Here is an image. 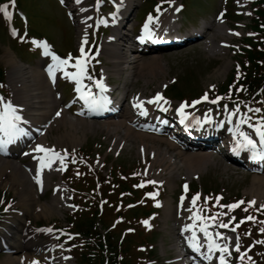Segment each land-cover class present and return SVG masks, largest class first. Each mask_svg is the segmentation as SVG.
Returning <instances> with one entry per match:
<instances>
[{
	"label": "bare ground",
	"instance_id": "obj_1",
	"mask_svg": "<svg viewBox=\"0 0 264 264\" xmlns=\"http://www.w3.org/2000/svg\"><path fill=\"white\" fill-rule=\"evenodd\" d=\"M71 1L70 11L72 13L76 12L77 43L80 48L81 44L85 46L83 40H85V33L88 32L87 20L94 15L93 5L88 6L86 4L88 0H80L78 4L75 0ZM140 1L122 0V7L128 10V7H135ZM118 2L121 3V0ZM175 16L172 10H166L149 23L150 33L143 30L140 37L147 38L149 35H156L163 38L162 32L166 31V29L174 31L172 25L176 24L177 18ZM219 22L221 20L211 21L210 26L206 27L207 30L201 31L196 43H202L210 56L224 58L228 52V48L231 46L229 41L232 35L226 32V27L224 28ZM232 32L234 35L237 33L234 30ZM130 33L131 29H128L121 36L117 34L116 30L111 31V35L104 38L97 48L100 53L106 56V60L102 59V75L104 80L109 81L110 78L113 79L115 82L113 91L125 88L123 112L117 117H110L108 119H101L100 117L90 115L72 119L68 116V110L60 108V101L56 99L57 95L53 90L61 79L67 77H65L63 70L57 69L56 78L55 80L52 79L48 73V66L52 63V59L44 66H42L43 60H38L39 62L36 65L29 68L20 61H14L5 53L4 61L13 75L10 77L11 97L9 101L17 106V111L28 121L24 124V128L31 127L32 129L40 127L36 135L38 139L37 143H34L35 146H32L28 151L29 155H31L30 164L33 165L36 159V145L43 146L44 144V146L48 147V144H46V141H48L54 149L68 146L74 147L81 144L90 135H99L103 136L105 142H108V151L115 149L135 150L139 158L147 162L144 173L158 179L157 181L167 184L171 193L176 188L173 184L178 178L180 180L181 177L191 179L194 174H204V171L210 170L222 174L226 172L239 173L243 168L249 170V173L255 171L251 176L246 193L255 203L264 204V170L248 166H237L229 158L224 160L215 156L212 150L190 148L182 145L179 139L167 136L166 130L163 127L159 130L145 129L141 124L134 122L135 118L139 119V121L155 119L153 116L155 103H148L150 98L146 95V89H150L149 86L152 82H155L156 86L158 85V79L162 76L164 70L162 71L163 66L160 65V57L155 56V54L148 56L145 53L134 54L132 52L134 57H129L131 48L127 47V42H129ZM123 64L128 65L129 69L127 71H124L125 67H122ZM72 65L74 64L68 65L67 71H76ZM228 67V63H223L220 70H226ZM67 79L70 82L76 83V81L70 78ZM96 80L85 79L86 85L97 90L98 88L95 86ZM160 92L163 94V91ZM152 93L153 91L151 90ZM135 101H144V108L147 109L146 115L141 114V109L134 107ZM201 107H203V104H199L196 108L200 109ZM0 111H2V108ZM229 114L226 113V119L224 120L229 119L232 122L237 120L236 117ZM131 118L132 120H130ZM216 123H218V119ZM221 123L229 124L226 121ZM241 126L239 125L240 130H242ZM234 130L232 127L226 130V135L233 137V139H230L232 142L236 139L233 135ZM253 130L244 131L258 140L259 137L254 135ZM5 156L9 157L4 158V156H0V185H6L7 188L15 191V194L18 196L17 206L21 210L17 215H7L3 219L4 225L0 228L2 229L0 231V242L7 244L5 247L8 248L6 252L9 254L20 253L21 255L18 258L5 257L0 264H30L29 254L39 257L48 255L46 258L51 259L54 257L51 251L55 248V245L53 243L47 245V243L35 241V231L26 227L24 217L29 218L32 215L36 218L42 215L50 216L54 214L56 207L68 205V195L65 188L60 181L53 179V176L60 172L59 165H57L58 163L53 164L45 173L44 180H42L43 184L39 190L41 194L49 187L53 189L52 197L47 200V206L43 208L37 205V201L40 200V195L35 185L37 180L31 177L32 173L28 162L19 160L20 163H23L24 167H27L28 172H26L21 170V165L18 166L13 161L18 156V152L9 151ZM37 206L38 208L36 209ZM162 212L164 221H173V235H175L176 240L184 239L186 237L185 232L187 231L184 226L186 224L193 225L196 221L194 213L190 211L186 201L176 207H172L168 201H165L162 203ZM212 226L209 225L208 231L213 235L217 243L222 246L224 237L217 236L210 229ZM200 231L199 229V232L196 231V233H200ZM203 241L202 246L206 243L208 244L205 236ZM176 244H171L172 250L177 251ZM196 252L199 253L204 262L209 264L216 260L214 255H212L213 253L220 254L219 249H213L211 253L212 258L209 260L205 259L208 251L204 248L196 250ZM175 260L178 264H183L181 256H176Z\"/></svg>",
	"mask_w": 264,
	"mask_h": 264
},
{
	"label": "rangeland",
	"instance_id": "obj_2",
	"mask_svg": "<svg viewBox=\"0 0 264 264\" xmlns=\"http://www.w3.org/2000/svg\"><path fill=\"white\" fill-rule=\"evenodd\" d=\"M66 1V0H65ZM241 1H247V0H207L208 3L204 2V0H182V2L187 3L186 8L178 15L174 16L177 18L176 24L174 25L176 28L179 24V19H189L191 22H194L197 20V18L202 15L204 18L202 20H206L209 23L211 21L216 20L215 16H219L222 13H225L224 19L221 18V22H219L224 28L226 27L225 31L228 32L230 35H232V38L230 39L229 43L231 46L228 48V52L225 55L224 58H221L219 56H210L208 52L204 49L203 44L201 43H190L187 46L178 48V49H172L167 52L162 53H156L155 56L160 57V65L163 66L162 71L164 70V73L162 76L158 79V85H155V82H152L149 86V88L153 91V93L157 91H162L163 87L165 85L169 86L175 79V84L180 91H182L187 99L196 98L198 96H202L204 93H207L211 87L213 86H219L223 83L226 75H230L235 70L237 63L242 62L244 58L238 55L239 48L242 46L241 42L245 43H251L252 39L249 37H255L261 36V33H259L258 29L255 27V23L257 25L256 15L257 12L255 11V14L251 21V15H252V9L249 10V6L247 7V10H243V13H241L239 10L238 5L236 2ZM18 2V1H17ZM107 2V1H106ZM149 2V1H148ZM179 0H176L173 2L172 5H170L166 10H172L174 6H177ZM90 3V2H89ZM152 2H149L146 4V9H153ZM19 4H21L20 8L22 10H25L26 15L29 20V27L26 28V30L23 28V22L21 20H16L17 24H20L19 26H16L17 28L24 29L27 31L32 38L40 39L42 38H50L49 43L52 45L53 49H56L57 51L61 52L63 54V57H69L67 55V51H71L72 55H80L79 48L77 47V36L75 33V24L70 21V19L67 18L66 12L69 10V5L66 3L64 4V8L60 7L56 0H19ZM254 8L256 10V4H254ZM142 7H144V2ZM105 11L104 14H107L109 10H112L111 6L106 3L105 4ZM165 10V9H164ZM6 22L2 19V15L0 12V65H2L5 69L6 73V85H7V92L8 96L7 98L11 97V87L9 79L12 75L10 72V69L6 62L4 61L5 53L10 56L14 61H21L24 65L28 66L29 68H32L37 60H40L39 57V49L34 46L30 45L26 39H21L20 37L13 38L7 31V25L4 26ZM251 24V28H250ZM22 25V26H21ZM227 26L231 27L228 28ZM187 28L182 27V31L190 30L191 26L186 25ZM237 32L235 35L233 34V31ZM108 31H106V34ZM106 34H103V32L99 33L97 43L101 41V39H104L107 37ZM247 38V39H245ZM244 39V40H243ZM257 39H255L256 41ZM259 41V40H258ZM29 44V45H28ZM13 48V50L11 49ZM148 56H151L152 54H147ZM133 56V55H132ZM154 56V57H155ZM21 59V60H20ZM102 59L106 60V56L102 55ZM223 63H228L229 67L226 70L221 71V67ZM123 67H125L124 71H127L128 65L123 64ZM102 66L100 67V69ZM239 69V68H238ZM96 70V69H95ZM98 71V70H97ZM96 71V72H97ZM93 72V71H92ZM91 76V72L89 74ZM117 76V75H116ZM142 83V82H141ZM61 87H64L65 89V95L66 97H69L70 93L66 92L68 90V85L63 86L62 79L59 82V84L55 87L56 90L60 91ZM137 89V88H136ZM150 89H146V95H149L151 93ZM157 89V90H156ZM168 87L165 88V95H168ZM62 93V90H61ZM1 97V96H0ZM6 98V97H5ZM174 98V97H172ZM171 98V99H172ZM176 98V97H175ZM174 98V99H175ZM179 98H176L175 101H178ZM173 101L177 104V102ZM216 102H210L208 104L209 110L211 109L214 114H216L218 111L220 112H228L230 111L229 107L226 105L221 104L222 106H218L217 104L220 103L217 100ZM238 115V113L236 112ZM69 116V115H68ZM240 120H242L243 115H239ZM71 117V115H70ZM73 119V117H71ZM50 136V135H49ZM48 136V139H49ZM78 147L75 149L83 147L92 146L93 147V153L91 159L89 160L86 158V163L83 162L84 167L83 170L87 172L89 169L92 168V166L89 165V163H96V166L93 165V168L96 170H102L104 173H106L107 169L113 165L117 166L118 168L123 167L124 165L128 168V171L132 170V173L138 178L137 182L142 181L144 184L148 183V181H152L151 183L154 187L159 186L157 193V197L159 200V203H157L158 209H156V212L153 215V220L149 224L148 227H151L153 229L152 233L153 236L150 238V244L153 247V257L154 259H151L149 263L152 264H178V262L175 260L176 253L174 250L171 249L172 242H176V237L173 235L174 232V223L171 220L164 221L163 218V212H162V206L161 204L163 201H168L172 207H175L177 202H179V196H187L189 203H187L188 208H190V211L193 213H197L196 211H199L201 216H206V208L201 206V209L203 210V213H201V210L198 209L199 203H195L193 205L192 203V197L195 192H199L201 198L205 199V193H208L213 201H217V197L220 198V200L227 202V203H236L240 199V201H244L243 205L238 204L237 207L229 210L226 208L225 210L219 212L217 219L221 220L222 223L228 224L233 217V222L229 224L228 229H224L225 233H222V235L226 236V242L228 244V249L232 251L236 247L237 243V237L238 231L236 232L233 229L234 223H238V219L240 217H247L249 216V212L247 208L245 207L246 203L248 201H252L249 195L246 193V189L249 186V183L251 181V176L254 173H249V170H246L243 168V170L239 173H229L226 172L224 174L222 173H216L214 170H210L205 172L204 174H194L191 179H186L185 177L179 178L175 183L173 184L176 186L174 188L173 193H171L169 187L167 184H164L162 181H157L158 179L153 178L151 176H148L144 173L145 166L147 165V162L143 161L139 158V156L136 154V151L133 149H115L112 151H108V142L104 141L103 136L99 135H90L86 139H84L81 144L77 145ZM75 149H70V151H75ZM117 152V153H115ZM25 151L22 152L20 158L15 160V162L18 163V160H25L23 157H25ZM64 153V152H63ZM62 153V154H63ZM103 154L100 156V154ZM216 156V155H215ZM103 157H106V162L102 163ZM219 157V156H217ZM226 159V158H222ZM30 160V159H28ZM14 161V160H13ZM65 163H70L69 160H65ZM71 164V163H70ZM61 167L64 169L66 167L65 164H61ZM81 168V169H82ZM23 168L21 167V170ZM80 169V170H81ZM70 170V169H69ZM71 171H74L75 174H70L73 176L74 184H78V171L79 169L73 168ZM63 174V173H62ZM83 175L82 173L80 174ZM55 180L59 181V179H62V175L55 174L53 177ZM82 178V177H81ZM95 177L93 178L94 182ZM71 180V181H72ZM132 180V179H131ZM72 181V182H73ZM136 186L139 187L137 185ZM160 183V185H159ZM185 185H187V190H185ZM64 188L66 189L67 193V200H68V206H59L55 208L54 214L50 216H39L36 218L34 215L29 216L27 218L24 217L25 225L28 229H31L35 231V241L39 243H47V245H50V243H53L55 245V248L51 251L54 256L57 255V258L52 261L53 258L47 259L46 256L39 257L37 255L29 254V261L30 264L32 261H39V264H75L74 259L72 256L70 257V251L68 248V245L66 243V239H63L62 237L65 235V232L60 229L67 223V215L69 216L70 212H73L75 207L72 204L71 195L68 191V185L66 183L63 184ZM111 186V185H109ZM115 184H112V192H114V195L116 198L118 197V193L115 192L113 187ZM107 192V191H106ZM0 193H4V198L6 199L7 206L4 209V213L0 214V220L3 222L4 216L6 214L8 215H17L18 212L20 213V207L17 206L18 196L15 194V191L11 188H7L6 185L1 186L0 185ZM52 190L49 188L44 195L40 196V200L37 201V205L42 206L43 208L47 206V200H49L52 196ZM86 195H89L86 193ZM157 196V194H154ZM199 196V197H200ZM104 198L102 200L101 210L102 215L100 217L96 216L97 221L98 219L100 221L96 222L97 229L100 232V234H104L105 232L111 230L113 231V239L118 242L122 237V232L124 229V226L126 224H123V219L115 220L114 219V212L116 209L122 205V203L115 204V202L118 200L114 199L111 196L104 195ZM86 199V197H84ZM210 198V197H209ZM125 201V199H123ZM248 204V203H247ZM78 205H82V203H78ZM90 205V203H89ZM197 205V206H196ZM261 205L258 203L251 204L250 206L252 208L256 209H264L261 208ZM36 207V209L38 208ZM200 206V205H199ZM36 212V211H35ZM128 217V216H127ZM212 217V216H211ZM216 220V221H218ZM0 221V223H1ZM236 221V222H235ZM245 225L249 227V233L245 232L246 241H244L243 245H250V242H253V239H256V247L255 251L259 253L260 257L264 256V243H259V241L264 240V233L262 235H258L259 233V225L256 224L255 220L253 223L252 220L245 219ZM44 222L43 226L39 227L37 226V223ZM221 222H212L210 225L215 224L220 226ZM201 221L196 219L194 222V227L187 229L186 232H193L195 229L199 228ZM4 224V222H3ZM239 225V223H238ZM217 227V226H216ZM111 228V229H110ZM239 228H241V225H239ZM51 229V231H48ZM63 233V234H62ZM62 235V236H61ZM129 238L132 239L131 244L132 246H138L139 249L141 247L138 243V237L135 235V233L130 232ZM37 236V238H36ZM61 236V237H60ZM126 236V235H125ZM124 236V238H125ZM230 238V239H227ZM250 240V242H249ZM136 243V244H135ZM243 245H241L243 247ZM133 247L134 252L129 254V262L131 264H137V260L139 262L141 259L136 260V256L138 255L136 247ZM51 249V248H50ZM49 251V250H48ZM72 254L76 255L79 264L82 263L80 254L77 251L72 250ZM64 252L67 256H69V259L66 261L59 262L60 260V253ZM20 253H14V254H7V253H0V262L8 256L11 257H20ZM257 261V260H255ZM228 264H248L247 261L244 259H237L235 257V253L232 255L231 262L227 261Z\"/></svg>",
	"mask_w": 264,
	"mask_h": 264
},
{
	"label": "snow or ice",
	"instance_id": "obj_3",
	"mask_svg": "<svg viewBox=\"0 0 264 264\" xmlns=\"http://www.w3.org/2000/svg\"><path fill=\"white\" fill-rule=\"evenodd\" d=\"M61 2H64V0H61ZM75 2L78 4L80 3V0H75ZM171 2L172 0H168V3H171ZM9 3L14 4L15 0H9ZM121 6H122V0H121V3L116 4L117 9H119ZM157 10L159 11V6L157 7ZM177 11H179V9H177ZM0 12H3V15L5 17H10L12 15L8 11V4H0ZM111 15L115 17L117 13L113 12L111 13ZM148 19L150 21L153 19V17L150 15ZM144 30L145 32L150 33V29L147 23H145L144 25ZM12 32L13 34H15L16 29L13 28ZM21 39H23V37H21ZM138 39H144V37L141 36ZM84 42L85 43L87 42V33H85ZM34 43L40 45L43 48V54L45 56H49V55L51 56L52 63L48 66V73L52 77L53 80H55L56 78V70L57 69L63 70L65 77L76 81V91L79 93L81 99L85 101L86 105L94 106V107H103L105 103L111 102L108 99V97L102 95V93L106 89V86L100 79L95 81V86L100 90V93H101V95H99L98 98L93 95L90 88L87 91L84 90V86L82 85V80L84 76L88 75L87 69H86L88 61L86 57L89 55V53L85 51L83 44H81L80 46V55L75 58L76 62L74 65H72L76 69V71L69 72L67 71V67L70 63L71 56H69L68 58H61L55 52H52L50 50V46L47 44L46 41L40 40V41H34ZM200 99L201 100L208 99L207 94H205V96L201 97ZM219 99L220 97L216 98V100H219ZM162 100H164V97L162 96L161 93L157 92L154 97L148 100V103L149 104L157 103L158 107H163L162 105L158 103L159 101H162ZM164 102L167 103L166 100H164ZM198 102L199 101H193L194 104ZM212 102L215 103L216 101L214 100ZM134 107H138L139 109H141V114H144V115L147 114V109L144 108V101H135ZM185 107H186V104L181 103L179 108H177L176 110L177 112L180 113L181 123L184 122V119L187 116V114L184 112ZM0 108H2V111H0V151H3L5 150V147L7 144L12 143L14 140L21 137L22 135H28L29 133L26 131L24 127L21 126V121H23V117L18 113L16 105H14L11 101L5 102L3 97H0ZM255 111L259 112L261 111V109L257 108L255 109ZM57 115H59V113H57ZM229 115H231V113ZM207 119L210 120L211 118L208 117ZM240 123L246 124L248 123V120L243 119L240 121ZM250 127L254 129V135L259 137V139L258 140L254 139L253 136L250 135L248 132L242 131L239 129V127H237L233 131V135L234 137H236L233 150L236 151L237 153L240 150H247L251 154L250 158H264V117L260 118L259 123L251 124ZM35 150L44 152L46 154L52 153L53 156H57V157L60 155L59 153H54L52 152L51 149L45 148L42 145H36ZM40 160H41V165H40L41 168L46 167V166L47 167L51 166L50 159L46 160L45 157H41ZM61 163H63V161H61ZM35 179L37 180L38 183L41 182L39 175H37ZM148 183H153V182L148 181ZM185 190H187V185H185ZM147 195L153 196L154 193H147ZM199 196H200L199 193H196L195 195H193L192 197L193 205H195ZM216 199L218 201L220 198L217 197ZM157 203H159V201H157ZM240 203H243V201H238L234 204H229L227 206L221 205V207H227L229 210H231L237 207L238 204ZM247 203L251 205V204H254L255 201L252 200V201H248ZM261 208H264V205H261ZM193 215L195 219H198L201 221L199 228L203 232L204 236L207 238L208 254L205 256V259L210 260L212 258L211 253L213 249H219L220 251L219 264H228L227 260L225 259V255H224L226 252H228V244L225 243L223 246H221L219 243H217V241L213 238V235L208 231L209 225L207 222H205V217L199 215L198 213H194ZM207 219L213 222H218L215 220L214 216L208 217ZM233 219H235V217H233ZM244 219L255 221L256 218L253 216H247ZM144 223H147V221H144ZM230 223L231 221H229L228 224L221 222L220 227L228 228ZM240 223H243V219L240 221ZM261 223H264V221H262ZM238 226L239 225H237V227ZM184 227L185 229H189V228H193L194 225L186 224ZM48 231H51V229H49ZM259 231L264 233V227H261ZM216 235L220 236L222 235V233H216ZM227 239H230V238H227ZM190 242H191V246L194 249L196 250L200 249L201 245L198 242L195 231H193L192 233ZM259 243H264V240L259 241ZM236 250L240 254L239 258L241 260L245 259V253L240 251L239 237H237ZM247 259L249 260V264H254V262L251 260V257H247ZM31 264H39V261L34 260L31 262Z\"/></svg>",
	"mask_w": 264,
	"mask_h": 264
},
{
	"label": "trees",
	"instance_id": "obj_4",
	"mask_svg": "<svg viewBox=\"0 0 264 264\" xmlns=\"http://www.w3.org/2000/svg\"><path fill=\"white\" fill-rule=\"evenodd\" d=\"M256 4L259 6L256 16L258 25V22L261 20V22L264 23V0H256ZM257 25L255 23L256 28H258ZM244 50L246 59L239 63L243 68L242 72L235 71L229 75L225 84H222L219 91L216 93L222 95L223 98L230 99L235 97L239 98V96L244 93L242 95L251 101L255 98L257 100L258 97L263 96L260 101L257 100L258 103L255 105V107H259L264 103V45L263 43H260V45L254 43L250 44L249 48H245ZM1 76L2 72L0 71V78ZM94 175L97 177L98 183L107 184L109 187L107 192H102L103 195L111 196L112 184L116 185L115 192L119 194L117 197L118 200L115 202L117 205L118 203H123L125 190L132 191V188L122 179L125 176L124 169H117L112 166L107 174L95 171ZM91 181H93V179ZM87 183H89V181ZM86 189L90 191L89 195L92 196V200L87 203L85 200H80L83 197L80 193L77 194V201L82 203V205L80 209L76 213L71 214L70 217V229L87 237L83 240V247H78V253L80 254L82 264H104V260L106 259V264H131L128 257L130 253L134 252L131 244L132 239L127 237L125 241L116 242L112 238L114 234L111 230L104 234H100L96 225V222L100 220L98 219L97 221L96 216H100L97 215L99 214L98 206H100L103 197L101 196V192L99 194V189L95 188L94 182H91L87 186L82 185L80 192H85ZM123 206L118 208L116 216L119 217L125 214L126 211ZM146 207L147 208L140 211L144 218L149 216V210L153 208V205L149 202ZM135 213H138V211ZM129 223L130 225L133 224L132 219L129 220ZM137 224L141 226L139 221ZM137 235L139 238L138 242L141 244H146L148 242V235L142 232H139ZM113 251L114 254H112ZM138 255L143 256L144 253L138 252Z\"/></svg>",
	"mask_w": 264,
	"mask_h": 264
}]
</instances>
